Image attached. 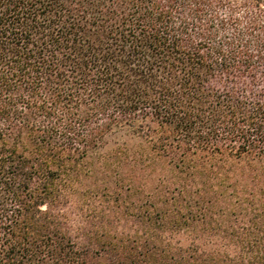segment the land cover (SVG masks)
<instances>
[{"label": "trees", "instance_id": "16d2710c", "mask_svg": "<svg viewBox=\"0 0 264 264\" xmlns=\"http://www.w3.org/2000/svg\"><path fill=\"white\" fill-rule=\"evenodd\" d=\"M0 264H264V0H0Z\"/></svg>", "mask_w": 264, "mask_h": 264}, {"label": "rangeland", "instance_id": "374dc122", "mask_svg": "<svg viewBox=\"0 0 264 264\" xmlns=\"http://www.w3.org/2000/svg\"><path fill=\"white\" fill-rule=\"evenodd\" d=\"M119 142H126L128 144V146L132 149H136L138 148L140 142L138 140H131L130 138H121L119 140H117ZM114 145L111 144V146L109 148H107V150H109L110 148H112ZM71 211V210H70ZM72 218L74 220V222L77 224L79 222V216L77 215V213H72Z\"/></svg>", "mask_w": 264, "mask_h": 264}]
</instances>
